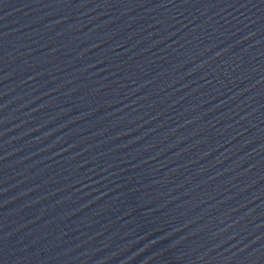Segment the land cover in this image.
I'll use <instances>...</instances> for the list:
<instances>
[{"label":"water","instance_id":"95a60500","mask_svg":"<svg viewBox=\"0 0 264 264\" xmlns=\"http://www.w3.org/2000/svg\"><path fill=\"white\" fill-rule=\"evenodd\" d=\"M0 264H264V0H0Z\"/></svg>","mask_w":264,"mask_h":264}]
</instances>
